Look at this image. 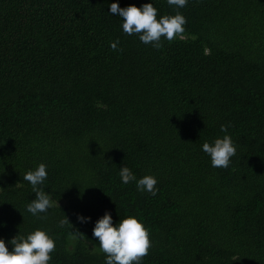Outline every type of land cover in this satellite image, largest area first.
I'll return each mask as SVG.
<instances>
[{"label": "trees", "instance_id": "obj_1", "mask_svg": "<svg viewBox=\"0 0 264 264\" xmlns=\"http://www.w3.org/2000/svg\"><path fill=\"white\" fill-rule=\"evenodd\" d=\"M114 2L0 0V239L12 251L39 228L50 264H105L92 230L108 211L150 230L142 264H264V0H188L184 33L160 49L123 32ZM222 124L236 154L214 168L201 146ZM40 163L42 219L23 179ZM123 166L158 194L122 184Z\"/></svg>", "mask_w": 264, "mask_h": 264}, {"label": "clouds", "instance_id": "obj_2", "mask_svg": "<svg viewBox=\"0 0 264 264\" xmlns=\"http://www.w3.org/2000/svg\"><path fill=\"white\" fill-rule=\"evenodd\" d=\"M173 7L175 15H163L158 18V9L152 0L140 7L128 5L120 7L119 2L111 3L109 10L122 19L123 32L129 36L138 35L139 40L155 49L163 46V41H173L185 31L187 18L179 11L188 4V0H167ZM119 41L112 43L113 50L118 49ZM228 124H222L220 131L225 133L214 141H205L201 148L211 159L214 168H228L231 158L236 154V145L228 133ZM47 165L40 163L36 168L28 170L23 179L32 186L35 199L26 205V210L32 216L43 218L53 207L52 195L45 191L43 185L48 178ZM122 184L135 183L136 189L141 193L156 196L159 188L158 180L154 175H144L138 178L131 168L123 166L119 169ZM77 220L86 224L91 217L77 214ZM69 220L61 219L59 226L63 228ZM92 235L98 238L100 251L105 254V264H142V259L148 254L151 246L150 230L134 215H129L118 223L113 222L110 212L99 218L93 227ZM8 243L12 246L9 251L6 242L0 239V264H50L52 253L55 251V240L43 229H36L26 237L20 234Z\"/></svg>", "mask_w": 264, "mask_h": 264}]
</instances>
